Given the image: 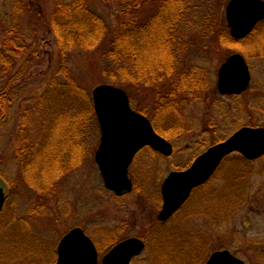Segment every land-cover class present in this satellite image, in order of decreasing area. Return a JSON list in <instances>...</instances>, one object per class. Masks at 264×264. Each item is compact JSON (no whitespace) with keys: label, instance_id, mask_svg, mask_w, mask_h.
Wrapping results in <instances>:
<instances>
[{"label":"rangeland","instance_id":"1","mask_svg":"<svg viewBox=\"0 0 264 264\" xmlns=\"http://www.w3.org/2000/svg\"><path fill=\"white\" fill-rule=\"evenodd\" d=\"M58 1L0 0V47L6 31L18 25L21 45L28 49L15 59L19 74L13 89L6 87V91L12 89L11 98L0 116V178L8 195L0 211V264H55L61 239L75 227L83 228L97 243L101 263L118 241L149 230L160 211L161 186L170 172L187 166L208 147L243 127L264 128V57L260 54L264 53V26L245 40H233L226 16L231 0H189L190 10L181 19L173 20L171 13L162 18L161 14L150 23L154 26L160 21L161 50H166L161 20L168 18L177 24L172 41L180 66L169 77L173 82L160 81L155 88L178 82L181 90L173 86L171 92L175 94L165 99L160 90L158 93L141 82L130 87L120 79L115 84L130 89L133 107L152 117V123L170 136L175 153L166 157L142 151L130 168L135 190L118 197L105 187L96 162L101 141L97 118L84 122L82 115L78 138L83 146L73 148V160H79L77 169L62 175L58 167L41 170L32 163L25 168L24 160L15 154L24 115L28 113V121L34 123L30 128V139L34 141L42 132L43 116L42 111L37 113L31 107V102L50 95L48 120L53 119L54 94L50 87L64 63L70 68L65 76L82 90L55 94L57 114L86 109L88 101L93 103L94 88L110 84L108 74L114 70L104 58L105 47L72 51L65 62L52 32ZM91 4L108 22L112 36L117 28L115 14L100 0H91ZM153 7H147L149 13L143 21L150 18ZM17 8L19 14L15 13ZM227 31L231 40L224 34ZM141 44L135 48H143ZM144 46L149 50L148 43ZM237 53L249 64L251 86L240 96H221L217 89L219 70ZM160 60L166 64L167 54L162 52ZM189 70L191 78H183ZM193 80L197 88L190 86ZM3 83L0 79V88ZM187 89L192 91L186 93ZM84 99H88L86 105ZM46 128L52 134L48 132L46 137L52 136L53 148L69 131L62 132L59 127L53 131L52 124ZM72 153L64 151L60 159L69 162ZM174 219L168 231L155 232L159 236L155 243L158 252L152 256L148 249L132 264H205L215 251L223 249L245 264H264V157L248 161L233 154L212 179L193 193Z\"/></svg>","mask_w":264,"mask_h":264},{"label":"trees","instance_id":"2","mask_svg":"<svg viewBox=\"0 0 264 264\" xmlns=\"http://www.w3.org/2000/svg\"><path fill=\"white\" fill-rule=\"evenodd\" d=\"M187 1L189 0H100L101 5L108 8L116 16L117 28L111 36V28L108 22L92 8L91 0H59L53 12L52 32L57 38L65 62H67L68 58L71 56L70 53L72 51L78 49L87 51L105 47L103 53L104 58L112 63V67L114 68V70L108 74L110 83L116 84L121 79L132 87L135 82H141L157 92L160 90V94L162 92L161 97L167 99L170 97V94H175V91L171 92L173 86H177L179 90H181L182 87L180 88V83L174 82L171 86L167 84L158 90L155 88V83L165 80L171 81L169 77L174 73V69H177L178 65L180 66V62L177 63L178 57L175 46H173L174 42L172 41L174 40L172 34L176 33L175 29H177V24H175L173 20L175 17L176 20L178 18L181 19L184 17L185 13L190 10ZM30 6H32V3H30ZM148 6H154L151 11L152 15H150L147 21H143L146 20L145 18L148 16ZM18 9L19 8H17L15 12L17 14L20 12V9ZM169 13L174 15L172 16V21H169L168 18L161 20L164 23V25H162L165 34L164 37L166 38V50H161V46H159L162 41L160 35L161 29L159 26L160 21H155L154 26L150 23L153 22L157 15L163 14L162 18H165V15ZM171 15L169 17H171ZM263 26L264 23L260 25V27ZM12 27L11 31H6V38L3 40L0 47V79L4 82L3 85H1L3 88H0V116L4 114L8 108L7 104L10 101L11 91L14 87L12 84L19 74L15 59L21 53L28 51L25 46L21 45V41L23 40L21 38L19 26L14 25ZM224 34L230 39V36L228 37V31ZM146 43L150 45L149 50L148 46H144ZM138 44H141L143 48L138 47L137 50L135 46H139ZM261 46L264 47V43ZM162 52L168 56V62L166 64L162 63L163 61L160 60V54ZM260 54L264 57V53L262 54L260 52ZM150 59H152V61ZM148 60L150 61L149 67L147 66ZM68 69H70L69 66L67 63H64L62 68H60L54 76L53 83L50 87L51 90H53L51 93L54 94L53 119L48 120L49 114L47 108L50 109V95L47 98L45 96L40 98L37 97L31 102V107L37 109V113L42 111L43 116V123L41 125L42 132L34 141L30 139V128L34 123L31 120L28 121V113L24 115L19 134L20 136L15 145V154L18 155L20 161H22L21 159L24 160L23 163H25V168L32 163L36 166L39 165V167L42 168L41 170H49L58 167L59 173L63 175L67 170H75L79 167V160H73L75 151H73V148H78L80 145L83 146V143L79 141L80 138H78V132L82 128L80 124L81 117L82 115L84 116L82 121L90 122L91 118H95V111L91 100L88 101V99H84L83 102L85 105L87 101L89 103L86 109L81 107L77 112L71 110L70 113L66 114L56 113L54 103L57 94L65 91L71 92V90L75 93L78 89H81L75 86L72 79L65 76ZM183 75V78H191L190 70ZM183 78L180 79V82ZM195 82L197 81H190V86L197 88V85H194ZM6 87H12V89L9 88V90L6 91ZM126 90L130 91L129 88ZM191 91L187 89L186 93ZM173 106H176V103H174ZM150 118L153 121V118ZM47 124L53 125V131L57 127H59L62 132L69 130L67 134L61 135L62 139L54 148L53 142H51L52 134L46 128ZM155 127L161 135L170 140L169 135H164L162 131L158 129V126L155 125ZM48 132H50L51 135L46 137ZM43 139H45V142L41 143ZM37 148H39V150H37ZM68 150H70L71 153L73 151V153L70 156L71 159H69V162H66L60 159V156L64 151L68 154ZM35 157L36 160L34 161L33 158ZM31 159L33 160L31 161Z\"/></svg>","mask_w":264,"mask_h":264},{"label":"water","instance_id":"3","mask_svg":"<svg viewBox=\"0 0 264 264\" xmlns=\"http://www.w3.org/2000/svg\"><path fill=\"white\" fill-rule=\"evenodd\" d=\"M264 20L263 0H231L227 6V21L235 40L249 37ZM251 84L249 65L241 54H233L219 70L218 91L221 95H241ZM94 107L100 126L102 142L96 154L105 185L117 195L132 190L129 167L136 154L149 146L166 156L174 152L173 145L160 136L150 120L131 107L123 88L103 84L93 90ZM240 153L254 161L264 156V128L244 127L227 140L201 154L186 171L173 172L162 186V221L170 218L189 199L192 191L205 184L224 159ZM6 200V190L0 180V211ZM144 249L137 239L116 246L102 264H130L131 259ZM57 264H98V253L93 242L79 228L61 240ZM207 264H245L229 251L214 253Z\"/></svg>","mask_w":264,"mask_h":264},{"label":"flooded vegetation","instance_id":"4","mask_svg":"<svg viewBox=\"0 0 264 264\" xmlns=\"http://www.w3.org/2000/svg\"><path fill=\"white\" fill-rule=\"evenodd\" d=\"M144 150H150V152H152V153H154V154H159V155H162V154H160L158 151H155L154 149H152V148H150V147H145V148H143L140 152H139V154H137V156L135 157V159L140 155V153L142 152V151H144ZM163 156V155H162ZM197 157V156H196ZM195 157V158H196ZM195 158L187 165V166H185V167H183L182 169H179V170H177V171H183V170H186V169H188L191 165H192V163L194 162V160H195ZM135 161V160H134ZM134 161H133V163H134ZM133 165V164H132ZM129 170H130V168H129ZM173 172V171H172ZM135 190V184H134V180H133V190H132V192ZM131 192V193H132ZM161 196H162V193H161ZM162 199H163V196H162ZM161 200V199H160ZM187 204V203H186ZM186 204H185V206H186ZM184 206V207H185ZM183 207V208H184ZM162 208H163V204H162V202H161V208H160V211L156 214V217L155 218H153L152 219V221L150 222V228H149V230L148 231H146L144 234H142V233H140L139 235H133V236H127V237H125L124 239H122V240H120V241H118V244L119 243H121V242H123V241H126V240H128V239H131V238H137V239H140V240H142L143 242H144V244H145V250H144V252L143 253H145L148 249H150L152 252H151V254L150 255H154L155 254V252L157 253L158 252V249H157V246L155 245V243H157V242H159V236L155 233L156 231H166L167 230V227L170 225V223L171 222H173L175 219V217L179 214V212H180V210H182L183 208H181L177 213H175L171 218H169L168 220H166V221H159V214L161 213V211H162ZM168 231V230H167ZM148 232H149V235H148ZM156 236H155V235ZM157 249V250H156ZM142 253V254H143ZM141 254V255H142ZM140 255V256H141ZM140 256H138V257H140ZM138 257H135L132 261H131V263L130 264H132L133 263V261L135 260V259H137ZM160 263H162V255L160 256ZM164 264V263H163Z\"/></svg>","mask_w":264,"mask_h":264}]
</instances>
